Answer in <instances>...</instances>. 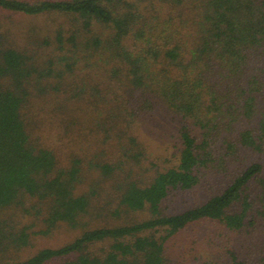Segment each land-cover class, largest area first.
I'll use <instances>...</instances> for the list:
<instances>
[{"label":"trees","instance_id":"obj_1","mask_svg":"<svg viewBox=\"0 0 264 264\" xmlns=\"http://www.w3.org/2000/svg\"><path fill=\"white\" fill-rule=\"evenodd\" d=\"M0 12L67 19L42 66L0 31V264H264V242L244 241L264 239V0H0ZM158 108L177 124L161 155L141 132ZM219 178L202 203L168 205ZM18 208L44 213V229L5 218ZM60 227L70 242L25 253Z\"/></svg>","mask_w":264,"mask_h":264},{"label":"rangeland","instance_id":"obj_2","mask_svg":"<svg viewBox=\"0 0 264 264\" xmlns=\"http://www.w3.org/2000/svg\"><path fill=\"white\" fill-rule=\"evenodd\" d=\"M66 21L67 19L65 17L60 16L26 17L0 12V31L3 35L2 43L6 46H13L23 51L34 53V61L42 66L47 60H49L48 49L44 44L45 37L52 30H56L60 24L64 26ZM145 119L146 120H144L142 124L141 132L144 133L143 135L148 142H150L155 154H166L168 148L174 150V142L177 139V124H174L169 114L162 108H158L151 116ZM219 181H222V178H219L218 181L215 180L216 184L214 186L219 185ZM215 190H217V186L212 191L210 190V192L209 185H204L197 190L176 193L171 197L168 205L171 209L178 210L192 207L202 203ZM111 192L112 191L108 187V190L105 193L108 195ZM250 192L254 194V189ZM255 193L257 194V191H255ZM37 202V200H30L28 205L30 206ZM41 210L43 211V209ZM5 218L12 219V222L16 223L19 228L24 227L25 225L31 226L32 232H39L44 229V213L38 217L34 214L28 215L23 212L21 208H18L7 213ZM98 221L100 222V219ZM203 226L207 231H212L215 227V225L211 223H205ZM74 235V232L69 231L64 227H60L52 234L46 236L40 234L35 235L32 237L33 240L31 241V245L25 253L34 254L43 248H56L62 246L67 242H70L71 239L74 238ZM246 236L247 237H244V241L250 239L251 248L255 243H260L261 240L264 242V239L260 234ZM13 250L14 249H12V251ZM9 253H0V257H5ZM183 264H191V262H185Z\"/></svg>","mask_w":264,"mask_h":264}]
</instances>
